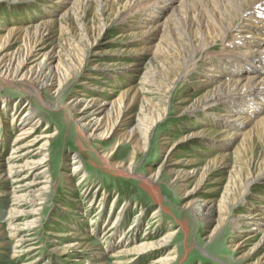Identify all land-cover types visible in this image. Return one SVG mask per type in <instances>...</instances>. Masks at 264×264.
Listing matches in <instances>:
<instances>
[{"label": "bare ground", "instance_id": "obj_1", "mask_svg": "<svg viewBox=\"0 0 264 264\" xmlns=\"http://www.w3.org/2000/svg\"><path fill=\"white\" fill-rule=\"evenodd\" d=\"M10 1L19 2L20 0ZM90 1L98 2L102 10L114 13L113 22L120 25L123 36L127 35L135 23L141 25L140 29L132 32L137 37L135 45L122 46L116 51L111 48L112 46H107L97 50L96 53H114V51L119 55L125 53L131 59L129 63L121 67L122 70L119 72H128V75L132 77L143 71L139 87L124 90L117 99L104 101L106 86H102V90H97L101 87L102 75L106 74L109 77L114 72L116 74V69L111 71V66L108 65L119 64L114 62L102 64L99 60L103 59H100L97 54H92L91 50L107 30L109 22L100 21L98 24L100 32L93 37L94 39L91 40L92 37L88 39L89 35L85 34L88 49L80 52L82 59L85 60L80 67L83 69L87 66L89 59L97 64L90 67V77H86L81 86L79 85L80 88L77 89L76 94L67 103L76 117L78 134L83 138L82 140L90 144H98L119 135V145H123V141H133L136 150L145 149L151 141L153 128L157 126V123L162 122L167 114L168 100L165 99V92H169L178 80L193 85L194 89L201 92L195 99L188 96L180 97L177 102L178 109L180 108L185 116H189V112H192L190 116L195 117L194 121L205 120L206 116L204 118L202 116L206 114L207 119L221 125L222 139L219 140V144L225 146L224 148H227L229 141L235 138H241V145L244 146L245 143L247 144L246 140L253 137L255 130L264 136V0H112L109 7L106 5L107 0H75L71 2V7L78 8L79 4L90 3ZM56 2L61 4L65 0H56ZM54 21H45L34 26L33 33L40 37V42L45 40L43 35L48 24ZM28 29V27L15 26L6 27V35L0 32V80L3 83L19 82V87H23L44 102L41 88L49 89L54 93L62 91L65 85L64 80L71 73L76 72L77 66L68 65L66 69L69 70L65 71L62 69L64 65L61 58L49 61L55 54L53 48L41 57L39 54L42 53L44 46L41 45L44 42L36 43L27 49L23 48L24 50L21 51L5 53L11 40L16 39L19 33L24 34L22 37L27 44ZM36 56H40L37 59L40 61L32 60ZM146 59L151 66L144 70L141 65ZM102 65H106L104 71L101 69ZM195 78L198 80H194ZM154 90L159 95L158 98L150 96ZM140 91L146 95L143 100L141 99L144 105L135 112ZM7 105L8 103L4 107ZM16 105L17 103L13 104L12 113H10L12 115L9 116L12 125L20 126L19 132L8 155L0 157V184L4 179L6 186L0 189V195L10 198L8 199L9 212L5 218L8 222L4 230L0 228V245L5 244L4 241L8 236L14 238L13 253L16 258H20L23 256L21 249L24 248V244L31 240L26 239L23 232L32 230L38 224L43 199L50 185L46 171L48 155L44 153L50 144V135L48 133L35 135L40 123V118L36 117V111L28 104ZM17 108L18 111L13 112ZM126 115L128 120L122 123L121 119ZM246 126L251 128L247 130ZM206 133L208 132L201 128L197 132L182 135L179 142L194 136L206 137ZM168 138L167 135L164 137L162 144L164 147L168 143ZM179 148L180 146L176 144L171 147L157 172L147 177L148 182L155 186L159 178L164 176V173H160L162 169L171 175L174 184L180 190H186L188 183L195 178L194 188L186 190L185 197L190 198L186 206L194 212L205 215L204 219L207 221H216L217 225L211 232V236L219 233V230L221 231L223 226L227 225H230L237 235L248 231V235L244 238L231 241L233 250L252 244L257 233L262 231L263 235L259 241L252 248L244 250L240 259H244L247 264H264L262 259L254 263L250 262L253 251L264 243V210L260 213L261 210H257L255 206H252L253 204L246 203V195L250 193L252 186L264 180V157L256 174L251 173L253 165L250 162L247 176L240 175L241 181L236 182L238 194L233 196L231 193H226L222 199L214 203V207H209L208 203L213 204L214 201L200 198L199 187L209 173L217 167L219 158L223 160L227 154L213 158L200 169L189 167V163L178 156L174 158L175 162L167 163L170 155L179 153ZM115 155V153H107L102 157L111 164ZM72 158V169L74 173L79 172L83 168L82 161L79 156ZM113 162L112 167L123 166L119 161L113 160ZM130 167V165L124 166V170L120 169L119 172L127 175ZM27 173L33 176L30 181L25 182L28 178L25 177ZM85 173L84 171L82 174ZM82 177L78 182L83 183ZM41 178L42 180H39ZM26 204L29 205L28 209L22 210ZM235 205L243 209L239 215L233 217ZM22 211H24V217L20 215ZM155 213H158L157 209ZM175 232L176 230L169 231L159 238H155L150 233L142 239L119 241L117 252L112 255L117 258L115 264H137L158 252H165ZM66 235L67 239L60 236H54L52 239L53 252L65 253V258L77 248L74 239L77 234L70 231ZM90 238V235L85 234L78 246L84 247L89 243ZM30 244L32 250L38 247L34 243ZM102 251L92 252L93 261L89 263L105 264L99 261L104 256ZM0 252L6 253L2 249ZM84 253L87 254V252ZM176 253L174 249H171L167 254L157 256L149 264H171L176 259ZM21 264H37V261L29 259Z\"/></svg>", "mask_w": 264, "mask_h": 264}, {"label": "rangeland", "instance_id": "obj_2", "mask_svg": "<svg viewBox=\"0 0 264 264\" xmlns=\"http://www.w3.org/2000/svg\"><path fill=\"white\" fill-rule=\"evenodd\" d=\"M9 1L0 0L1 34H7L6 27L21 26L29 29L27 44L22 37L24 34L19 33L16 36L19 39L11 40L10 46L4 51L5 53L21 51L36 43L44 42L41 45L44 46L42 53L39 54L41 57L53 48L55 54L51 56L49 61L61 58L62 65H64L62 69L65 71L69 70L66 69L68 65L73 64L77 67L76 72L71 73L64 80L65 85L62 91L54 93L49 89L41 88L44 102L24 90L23 87H19V82L3 83L0 80V101H4L0 102V157L8 155L19 132L20 126L12 125L9 116L12 115L10 113H12L11 108L14 103L19 106L31 105L36 111V117L40 118V123L35 135L40 133L50 135V144L47 151H44L48 155L46 156V165H48L46 171L50 185L47 195L43 199L39 222L32 230L23 232L25 238L31 240L24 244V248L21 249L23 256L20 258H16L13 253L14 238L9 236L6 238L5 244L0 245V249L6 252H0V264H21V262H26L29 259L37 261V264H90L89 262L92 263L93 261L92 252L100 250H103L104 256L99 261L105 264H115L117 258L112 257V255L117 252L122 240L142 239L150 233L155 238H159L172 230H176V234L170 241L168 251L158 252L151 258L143 259L137 264H149L157 256L165 255L171 249L177 252L176 259L171 264H247L244 259H240V256L244 250L252 248L259 241L263 235L262 231L257 233L252 244L233 250L230 245L231 241L244 238L248 235V231L240 232L237 235V232L232 230L230 225H227L223 226L219 233L211 236V232L217 225L216 221H207L204 219L205 215L194 212L186 206V202L190 198H186L185 194L194 188L195 178L188 183L186 191L180 190L174 184L171 175L164 169L160 171V173H164V176L159 178L155 186L148 182L147 177L157 172L165 160V155L174 144L180 146L179 153L177 152L174 156L170 155L167 160L169 164L175 162L174 158L178 156L188 162L189 167L200 169L213 158L227 154L223 160L221 157L219 158L217 167L209 173L207 179L199 187L201 189L200 198L213 200V204L208 203V205L214 207V203L222 199L224 194L231 193L233 196L238 194L236 182L241 181L242 176H247L250 162L253 165L250 171L256 174L264 157V136L255 130L253 137L246 140L247 144L245 143L244 146L241 145V138H235L231 140L232 142L229 141L227 148H224L225 146L219 144V140L222 139L221 125L207 119L206 114L202 117L206 116L207 120L197 119L194 121L195 117L190 116L192 112H189V116H185L182 110L178 109L177 102L180 97L188 96L195 99L201 94L200 90L193 88V85L178 80L169 92H165V99L168 100L167 114L163 121L157 123V126L153 128L151 141L145 149L136 150L133 141H123L124 144L119 145V135L103 140L98 144H90L82 140L83 138L78 134L76 117L72 114L67 103L76 94L86 77H90V67L97 64L89 59L87 66L83 69L80 67L85 61L80 54L88 49L86 37L84 38L85 34L89 35L88 39L92 37V40L100 32L98 28L100 21L109 22L107 30L92 46L91 51L92 54H97L100 59H103L99 60L102 64L113 62L119 64L108 65L111 66V71L116 69L117 72L109 77L106 74L102 75L101 87L97 88V90H102V86H106V94L103 98H105L104 101H111L119 98L124 90L141 85V72L143 70L132 77L128 75V72H119L122 70L121 67L129 63L131 58L125 53L119 55L115 52L122 46L135 45L137 37L132 32L140 29L141 25L135 23L127 35H121L120 25L113 22L114 13L102 10L99 3L95 1L79 4L78 8L71 7V2L75 0H65L61 4L57 3L56 0ZM107 2L106 5L109 7L112 0H107ZM63 13L66 14L62 17ZM51 20L55 21L48 24L43 35L45 40L40 42V37L33 33L34 26ZM107 46H112L111 48L115 50L114 53H96L97 50ZM40 56L33 57L32 60H37ZM105 66H101L103 71ZM141 66L146 70L151 65L146 59ZM194 80H198V78ZM144 96L146 95L140 91L135 112L144 105L141 101ZM150 96L158 98L159 95L154 90ZM5 102L8 103L7 107H4ZM17 111L18 108L13 110L15 113ZM127 120L128 115L123 116L121 122L125 123ZM201 128L208 132L206 137L194 136L184 138L185 140L179 142L182 135L197 132ZM250 128L251 126L245 127L247 130ZM166 135L169 138L164 147L162 144ZM107 153L116 154L111 160V164L102 157L103 154ZM74 156H79L83 165L82 170L75 173L71 164ZM113 160L121 162L123 166L112 167ZM129 165L131 167L127 175L119 172L120 169L124 170V166L128 167ZM2 169L5 168L2 167ZM84 171L86 173L82 174ZM240 175L242 176L240 177ZM32 176L29 173L25 174V177H28L25 182L30 181ZM81 177L84 179L83 183L78 182ZM4 183L3 179L0 189L5 186ZM256 183L252 186L251 194L246 195V203L247 205L253 204L252 206L261 210L259 211L261 213L264 210V198H262L264 196V180ZM8 199H10L8 196L0 195L1 230L5 229L8 222L5 219L9 212ZM28 207L29 205L26 204L22 210H26ZM156 209L158 213H155ZM242 209V207L235 205L233 217L239 215ZM20 215L24 217V211ZM70 231L77 234L74 238L77 248L75 251H68L70 253L65 258V253L53 252L52 239L54 236L67 239L66 234ZM85 234L90 235L91 238L88 244L80 248L78 245L83 241ZM140 235L141 237H139ZM30 243H34L39 248L30 249ZM253 252L250 262L254 263L259 259L264 261V243Z\"/></svg>", "mask_w": 264, "mask_h": 264}]
</instances>
